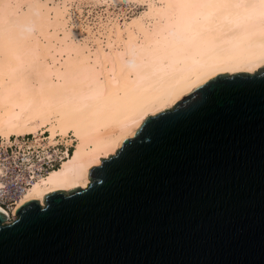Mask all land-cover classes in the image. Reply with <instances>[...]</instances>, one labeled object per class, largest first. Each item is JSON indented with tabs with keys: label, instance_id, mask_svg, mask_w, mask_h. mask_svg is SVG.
Returning <instances> with one entry per match:
<instances>
[{
	"label": "bare ground",
	"instance_id": "1",
	"mask_svg": "<svg viewBox=\"0 0 264 264\" xmlns=\"http://www.w3.org/2000/svg\"><path fill=\"white\" fill-rule=\"evenodd\" d=\"M134 3L137 16L116 11ZM262 65L264 0H0L4 221L27 199L87 186L99 156L215 73ZM49 147L60 159L43 173Z\"/></svg>",
	"mask_w": 264,
	"mask_h": 264
},
{
	"label": "water",
	"instance_id": "2",
	"mask_svg": "<svg viewBox=\"0 0 264 264\" xmlns=\"http://www.w3.org/2000/svg\"><path fill=\"white\" fill-rule=\"evenodd\" d=\"M261 69L146 116L87 186L0 210V264H264Z\"/></svg>",
	"mask_w": 264,
	"mask_h": 264
},
{
	"label": "built area",
	"instance_id": "3",
	"mask_svg": "<svg viewBox=\"0 0 264 264\" xmlns=\"http://www.w3.org/2000/svg\"><path fill=\"white\" fill-rule=\"evenodd\" d=\"M32 135H25L24 137L20 138V141L22 143V145H25V143L28 141V139L31 138ZM15 147L17 149H19V151L23 148H21L20 146L17 145V143L13 144V148L15 149ZM24 148H26L24 146ZM30 151L33 150L32 147H29ZM52 147H49L48 150L50 151L48 156H45L44 160L41 162L42 167H40L39 169H37L38 171L41 172H45L47 170V168L54 166L57 164V162L60 159V153H53V150L51 149ZM70 148V147H69ZM28 151V150H27ZM23 153H25V151L23 150ZM27 153V152H26ZM38 152L36 151H32L30 152V155L32 157L38 158L37 157ZM20 161V160H19ZM20 163V162H19ZM17 184V186H16ZM25 185V183L22 185V183L20 182V180H18V183H16L15 181H11L9 184V188H12L11 191V199L9 201H1V204L4 206H7L8 202H13V200H15L18 197L19 192L22 190L23 186ZM13 186H16L15 188H13Z\"/></svg>",
	"mask_w": 264,
	"mask_h": 264
},
{
	"label": "rangeland",
	"instance_id": "4",
	"mask_svg": "<svg viewBox=\"0 0 264 264\" xmlns=\"http://www.w3.org/2000/svg\"><path fill=\"white\" fill-rule=\"evenodd\" d=\"M120 7L121 6L117 7L116 11H121V9L123 8V10L127 13V16H131V17L137 16L141 11H143L145 9V6L140 4V3H134L131 5H124L121 8ZM83 8H84L83 13L86 14L88 12V9H90V8L93 10V12H96V11H102L104 8H106V6L105 5L93 6L90 3H84ZM118 9H120V10H118ZM54 151H56V150H54ZM55 153H58V152H55Z\"/></svg>",
	"mask_w": 264,
	"mask_h": 264
},
{
	"label": "snow or ice",
	"instance_id": "5",
	"mask_svg": "<svg viewBox=\"0 0 264 264\" xmlns=\"http://www.w3.org/2000/svg\"><path fill=\"white\" fill-rule=\"evenodd\" d=\"M262 71H264V69H261ZM214 87V85H209V88ZM0 187H3V184H0Z\"/></svg>",
	"mask_w": 264,
	"mask_h": 264
}]
</instances>
